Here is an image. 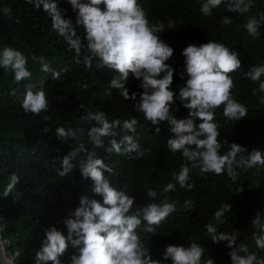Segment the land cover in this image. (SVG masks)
Returning a JSON list of instances; mask_svg holds the SVG:
<instances>
[{
	"label": "trees",
	"instance_id": "16d2710c",
	"mask_svg": "<svg viewBox=\"0 0 264 264\" xmlns=\"http://www.w3.org/2000/svg\"><path fill=\"white\" fill-rule=\"evenodd\" d=\"M202 2L140 0L148 10L150 21L165 23L166 31L160 35L174 49L173 57L167 61L175 69L173 90L178 92L184 83L179 73L185 69L182 50L189 43L199 45L215 40L240 53L241 71L232 74L236 84L233 95L245 104L248 115L239 121L228 120L223 116L222 107L216 110V122L220 127L218 139L223 145L221 153L228 151L231 143L246 147L248 152L253 149L264 152V104L259 103L260 95L264 94L254 96L252 89L258 88V82L243 75L251 66L264 65V22L258 39L250 37L244 27L248 16L255 15L259 19L264 15V0H252V8L247 14L228 12L222 4L213 10L211 17L201 14ZM5 7L11 8V18L4 14ZM59 7L66 9V17L75 22V13L66 0H59ZM225 16L233 23L224 25L222 19ZM17 18L19 23H16ZM169 18L176 22L171 30L167 29ZM83 31L82 27L78 29L79 34ZM5 46L22 51L32 72L30 80L17 83L11 70L0 68V195L12 173L20 176V183L13 192L7 198H0V215L4 216L7 225L2 231V239L9 241L6 251L18 253V264H35V253L41 247L45 229L50 226L67 235L63 222L69 212L79 206L81 196L102 202V198L92 191L93 181L81 174L80 163L87 160L88 152H95L97 158H102L114 170L111 175L105 172V176L114 187L132 195L136 206L151 202L146 195L149 188L158 193L156 203L165 196L177 202V211L157 227L154 235L140 233L153 258H161L169 244L187 246L195 241L205 248V257L211 255L214 258L215 264H232L226 242L212 243L204 227L209 222L216 223L213 214L224 203H230L232 211L222 217L225 222L219 225V230L238 231L237 243L248 245L249 252L264 258V250L258 249L253 241L256 229L251 224L258 210L264 215V166L237 169L239 176L235 182L226 172L219 176L212 173L202 176L194 169L190 173V182L195 184L193 190L186 191L177 185L175 191L164 193L163 187L185 160L180 153L167 150L166 142L171 135L167 122L160 123V133L153 135L156 126L146 121L142 113L134 111L136 101L125 100L117 90H111L110 96L106 94L114 72L99 66L97 59L87 69L83 62L89 55L86 48L79 57L81 62L76 63L75 53L68 50L62 37L57 36L42 7L36 10L25 0H0V50ZM33 55L45 56L56 71L64 68L68 71L61 72L60 79L53 80L51 72H42L39 63L32 61ZM84 84L86 89L81 87ZM26 86L46 91L47 112L33 115L23 111L21 99ZM126 87L130 93L143 91L139 81L131 77ZM174 107L179 109L175 113L177 119L186 118L187 110L179 102ZM98 111L105 112L109 120L121 122L136 117L139 120L137 132L126 133L122 128H116L115 137L103 138L104 148H95L88 136L94 122L82 117ZM57 127L70 128L74 135L66 140L58 139L55 135ZM126 134L134 135L141 147L150 149V153L140 159H129L127 154L106 151L110 140L119 141ZM81 144L88 151L81 152L71 161L74 165L71 173L59 176L57 170L61 168L62 158ZM240 187L243 191L237 192ZM185 200L193 201L190 210L184 209ZM73 254L78 255V250L69 244L60 257L61 264H71ZM239 254L244 255L243 252Z\"/></svg>",
	"mask_w": 264,
	"mask_h": 264
},
{
	"label": "clouds",
	"instance_id": "9594fccd",
	"mask_svg": "<svg viewBox=\"0 0 264 264\" xmlns=\"http://www.w3.org/2000/svg\"><path fill=\"white\" fill-rule=\"evenodd\" d=\"M66 2L75 13V22L71 17H66V9L59 7V0H25L36 10L42 7L50 17L51 27L57 36L62 37L68 50L75 53L76 63L81 62L79 57L82 49L86 48L89 55L84 57L83 62L87 69L97 59L99 66L115 73L108 82L106 94L110 96L111 90H117L125 100L136 101L134 111L142 113L146 121L156 126L153 135L160 133V123H168L171 135L166 142L167 150L173 154L180 153L185 162L163 187L164 193L175 191L177 185L186 191L193 190L195 184L190 182V173L194 169H198L202 176L209 173L219 176L226 172L235 182L239 176L237 169L264 166V152L258 149L248 152L246 147L231 143L228 151L221 153L223 145L218 139L220 127L216 122V110L222 107L223 116L228 120L239 121L248 115L245 104L233 95L236 84L232 74L240 72L242 67L238 51L215 40L199 45L189 43L182 50L185 69L179 76L184 83L177 92L172 88L175 69L167 63L173 57L174 49L160 35L166 31L165 23L150 21L148 10L140 0ZM222 4L228 12L240 14H247L252 8V0H203L200 12L205 17H211L213 10ZM11 11L9 7L4 8V14L9 18ZM19 22L17 18L16 23ZM262 22L264 15L259 19L255 15L248 16L244 27L253 39L260 37ZM222 23L230 25L233 20L225 16ZM175 24V20L169 18L167 29H173ZM81 27L83 34L78 33ZM32 61L39 63L42 72H51L53 80L60 79L61 72L68 71L67 68L60 71L52 69L45 56L33 55ZM0 68L11 70L17 83L32 77L28 58L11 46L0 50ZM243 75L248 80L258 82V88L252 89L254 96L264 94V80L261 79L264 77V65L251 66ZM130 77L139 81L142 92H129L126 85ZM81 87L86 89L87 85ZM177 102L187 110L186 118H176L175 113L179 109L174 106ZM259 103L264 104V95H260ZM21 107L26 114L47 112L49 100L46 91L26 86ZM82 119L94 122L88 136L95 148H104L103 138L115 137L117 133L114 129L122 128L126 133L135 134L139 124L136 117L123 122L119 119L109 120L103 111L89 113ZM55 135L58 139L66 140L74 132L70 128L57 127ZM109 144L106 151L127 154L129 159L143 158L151 151L142 148L134 135L126 134L119 141L112 139ZM87 151L83 144L71 149L62 158L58 175L65 177L71 173L74 167L71 161ZM133 153L135 155H131ZM80 168L82 176L93 181L92 191L102 198V202L81 196L79 206L71 210L63 222L67 235L55 226L45 229L41 247L35 253V264H61L60 257L68 250L69 244L78 250V255H72L71 264H215L214 258L211 255L205 257V248L195 241L187 246L169 244L161 258H153L150 249L143 244L140 233L154 235L157 227L177 211V202L165 196L160 203H156L158 193L149 188L146 195L151 202L136 206L132 195L114 187L105 176V172L111 175L114 170L102 158H97L95 152H88L87 160L80 163ZM19 183L20 176L12 173L0 198H7ZM242 191V187L237 190ZM192 207V200L184 201L185 210ZM229 211H232V205L222 204L213 214L216 223L205 224L211 242H226L232 264H264V258L256 252H249L248 245L237 243L238 231L227 233L219 230V225L225 222L222 217ZM251 224L256 229L253 233L255 246L264 250V215L260 210L255 213ZM241 252L243 256L239 254Z\"/></svg>",
	"mask_w": 264,
	"mask_h": 264
},
{
	"label": "built area",
	"instance_id": "2783aa9c",
	"mask_svg": "<svg viewBox=\"0 0 264 264\" xmlns=\"http://www.w3.org/2000/svg\"><path fill=\"white\" fill-rule=\"evenodd\" d=\"M0 238L1 233L7 228L6 220L3 215H0ZM3 252H4V259L7 264H18V253L17 252H6V248L9 246L8 240H1Z\"/></svg>",
	"mask_w": 264,
	"mask_h": 264
},
{
	"label": "water",
	"instance_id": "95a60500",
	"mask_svg": "<svg viewBox=\"0 0 264 264\" xmlns=\"http://www.w3.org/2000/svg\"><path fill=\"white\" fill-rule=\"evenodd\" d=\"M0 264H7L5 259H4V253H3L1 241H0Z\"/></svg>",
	"mask_w": 264,
	"mask_h": 264
}]
</instances>
